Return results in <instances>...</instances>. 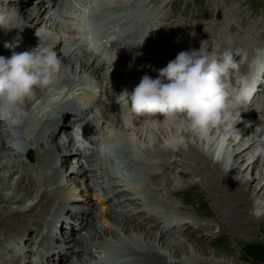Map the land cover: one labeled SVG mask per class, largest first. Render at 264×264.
<instances>
[{"label": "bare ground", "instance_id": "6f19581e", "mask_svg": "<svg viewBox=\"0 0 264 264\" xmlns=\"http://www.w3.org/2000/svg\"><path fill=\"white\" fill-rule=\"evenodd\" d=\"M110 1L117 5L121 0ZM153 1L157 2V0ZM32 2L33 0H25L20 4L19 13L25 24L23 28L32 25L33 21L45 27H52L54 15L50 8L46 7L49 3L42 0L37 9L30 8L29 11L26 10ZM223 6L225 15L232 19L224 17V19L218 21L210 20L208 17L198 19L191 16L187 30L171 34V37L166 39V45H162L159 37H167V31H171L180 25L176 19H172L171 15L166 16L164 21H168L171 25L156 34L153 39L154 48L148 52L147 47H143L138 52L143 56L149 54L157 59L164 55L165 48H172L177 43L196 49L201 47L203 50H206L208 46L210 47L209 50H212L214 44L220 45L219 48H214L211 54L220 52L221 48L234 50L237 46L247 48L249 45H264V35H258V31L264 29L262 23L248 21L238 5L235 6L226 2ZM59 14L61 15V13ZM234 20L240 26L238 30L234 26ZM14 32L19 33V29H15ZM2 33L3 31L0 32V55L10 56L9 49L4 46V42L10 41V39L5 36L6 33L2 37ZM23 33L25 32L21 34ZM137 35L135 33L134 36ZM229 37L231 42L228 40ZM2 50L6 53L2 54ZM55 50L65 62L62 64L59 74V77L69 87L62 85L65 95H75L71 91L77 90L80 83L84 82L83 76L89 75L97 81L98 76L94 73V69L100 75L99 79L102 78L104 81L107 79L108 74L104 71V68L107 65L109 56L84 49L82 52L84 56L82 57L81 55L78 56L77 49L71 48L67 51H61V45ZM75 57L76 60H74ZM80 58H82L81 63L79 62ZM174 58L175 56L171 59ZM151 64L153 63H147L146 67L157 76L156 68L149 67ZM119 69H113L111 73L117 74ZM128 75V71L122 70L119 77L124 79ZM114 81L115 79L107 80L106 87L110 92L108 103H106L108 105L102 107V111H97L102 112L104 120L108 122L109 130L105 131L108 134L110 132L117 136L129 132L126 142L128 147L147 148L146 150L154 148V152L145 150L146 152L142 156L139 153L137 159H126L124 154H127V151L125 150L116 149V152L121 153L120 156L124 159L125 164H128V167H135L139 172L145 174L141 176H148L155 181L154 185L161 192L155 191V200L162 204L161 206L164 207L165 211L169 212L170 215H177L180 220L173 226L174 233L167 232L166 225L161 226L157 223L148 229L136 224L129 226H127V223L115 224L113 226V238H111L114 242L113 247L119 252L117 255H122V253L131 255L133 258L129 264H213L217 252L208 251L204 243L213 242L224 231L237 230V232L244 233L243 230H247L253 224L260 225L264 222V217L256 219L249 212L252 207L253 193L264 195V159L257 162L253 158L257 146L264 144V118H258L249 112L243 117L236 114L233 120L220 122L211 127L205 136L201 137L184 127L179 118L175 121L165 120L162 122L150 119L138 120V117H131L128 115L127 109L120 106L122 99L118 95L121 92H115L119 87L117 83H113ZM260 87L264 88L263 83L260 84ZM124 90L122 89V91ZM65 95L60 96L57 100H52L51 92H45L44 89L37 88L34 96L25 102L24 107L27 115L21 121L22 131L24 132H21V134L18 132V135H21V139L25 138V140L30 141L28 143L30 145L26 146L25 150L30 147V149L41 151V156L35 161L37 170L42 168L40 170L41 179L38 185L32 181L24 188L25 193L31 199L36 195L37 200L30 206L23 208L26 194H20L17 184H12L10 179L6 180L0 174V251H5L3 245L7 239H13L14 243L18 240L25 243L28 241L26 235L33 234L39 227L41 229L44 222L49 225L51 222L49 223L46 215L50 211L54 212L56 219L66 216V211H70V215L74 218L75 215H78L76 224L82 228V224L79 225V220L82 222L87 220L86 216H82L81 210L77 208L78 211H74L75 204H72V202L76 203L78 199L72 197L74 189L71 190L69 186L80 184L83 178L82 176L78 177L77 173L80 171L75 168L74 150L63 145L64 140L62 139L65 138L62 137L64 133H72L78 121L77 117H82L78 111L75 112V109L79 108L76 107V104H78L76 95L73 98L75 103L72 104L69 103L70 98H65ZM31 100L33 101L31 102ZM29 101L30 104H28ZM86 113L82 114L85 116ZM4 127V123L0 122V172L1 170H9L24 156L21 152L24 148L19 150L18 147L17 150L15 147L19 143L20 146L24 145L25 142L22 141L15 144V147L12 146L5 137L4 132L6 133V129ZM234 133L236 134L230 137ZM6 134L12 137V134ZM228 137L231 138L230 141ZM173 138H179L182 143L175 149L166 147L165 141ZM129 152L132 154L131 151ZM153 158L158 159L157 163L153 162ZM225 159H229L231 162L230 170H226L224 167ZM10 162L12 165L9 164ZM145 166H148L149 169H145ZM23 168L24 173H26L24 164ZM256 170L258 174L260 173L259 179L254 176ZM98 174L100 175L101 171H98ZM177 175L183 176L184 185L202 184L206 197L214 210L213 217L211 216L212 219L204 222L198 221L199 218H205L209 215L194 210L184 198L181 204H184L185 208L189 207L190 211L195 213L196 216H188L184 219L187 214L175 213L172 207L173 201L166 198V191L176 194L180 190L181 186L178 187L176 184V181H179ZM174 177H177L176 180ZM256 179L257 182H254ZM44 182L49 189H42ZM8 190H14V192L5 195L4 192ZM184 197L186 198V195ZM13 204L17 205V208H13ZM50 215L48 214V216ZM95 215H97V212H95ZM97 219L102 222L104 216L103 218L92 217L90 226ZM107 230H104L105 235L110 234L106 232ZM152 230L157 231L151 233ZM72 232L74 233L73 228ZM183 233L187 236H181ZM167 234H174L175 236L167 238ZM130 236L133 237V240H130ZM47 238L49 236H45L44 240ZM87 239L88 236L81 239L79 251L84 250L83 245ZM98 240L102 242L103 235L100 234ZM29 241L33 243L32 238ZM42 245L43 242L40 246ZM108 245L112 247L110 244ZM52 250L55 251L53 248ZM48 251L50 250H41V254ZM9 252L13 256L18 255L13 248L9 249ZM209 252L213 255V258L207 259L200 256V254L205 256ZM19 259L20 257H17L13 264H16ZM229 263L228 261L224 262V264Z\"/></svg>", "mask_w": 264, "mask_h": 264}, {"label": "clouds", "instance_id": "9594fccd", "mask_svg": "<svg viewBox=\"0 0 264 264\" xmlns=\"http://www.w3.org/2000/svg\"><path fill=\"white\" fill-rule=\"evenodd\" d=\"M24 25L18 9H0V30L22 31ZM18 37L19 33L17 38L5 41L4 46L15 49L20 43ZM228 40L231 42L230 37ZM237 66L230 50L211 55L201 47L182 50L166 66L156 69V77L145 73L131 91H122L118 95L122 99L120 106L130 116L162 114L170 121L179 118L184 127L203 137L211 127L233 120L234 107L243 104L245 90H230L227 82ZM61 69L58 53L41 49L40 44L29 50L12 51L7 57L0 55V121L18 125L27 115L25 102L37 88L50 89ZM181 143L179 138H173L165 141V146L175 149ZM257 155H264V144L257 146L253 158ZM224 167L231 169L229 159H225ZM249 212L256 219L264 217V195L253 193Z\"/></svg>", "mask_w": 264, "mask_h": 264}, {"label": "rangeland", "instance_id": "374dc122", "mask_svg": "<svg viewBox=\"0 0 264 264\" xmlns=\"http://www.w3.org/2000/svg\"><path fill=\"white\" fill-rule=\"evenodd\" d=\"M237 1L244 2V0H237ZM261 1L264 3V0H261ZM247 9L249 10V12H246V13L247 14H252L254 16L255 10L251 6L247 7ZM26 10L29 11L30 7H27ZM256 20H258V19H256ZM1 31H3V30H0V32ZM4 34L5 33H2V37L4 36ZM94 73L96 74V76H98V77L100 76L97 72H95V69H94ZM69 103L70 104L75 103L73 101V98H70ZM17 128H18V131L20 133L24 132V131H22L23 130V125L21 124V122L17 125ZM4 134H5V137L7 138L8 137L7 134L5 132H4ZM235 134L236 133L231 134L230 137L234 136ZM230 137H228L229 141L231 140ZM25 141L30 143L29 140L28 141L25 140ZM20 142H22V141H20ZM18 147L20 148L19 150H22L23 148L25 149L26 143L24 145L22 144L21 146H20V143H19V145L16 146L15 148L17 149ZM24 149L21 151L24 154V156L22 158H20V160H18V162L14 166H12L9 170H1L0 174L6 180L10 179L12 184H17V189H18L19 193L25 195L26 193L24 191V188H26L29 185L30 182L34 181V182H36L37 185L39 184V181H40L39 180V176H40L39 173H40V170L42 168L40 167L41 169L37 170V168H36L37 166L34 163L41 156V154H40L41 151L33 149L34 150V156H33L34 162H32L33 160L30 161L28 159V157H26V155L28 153V150H25L26 151V154H25V152H23ZM255 159H256L257 162H261L264 159V155H257L255 157ZM19 162H20V164H19ZM9 164H11V162ZM9 164H7V165H9ZM23 164L26 167V173H24ZM259 174L257 173V170H256V172H254V176H257L258 179H259ZM177 177H178L177 180H179L180 182L176 181L177 182L176 184L178 185V187L181 186L180 190L177 191V192H180V194L178 195L177 192H176V195H178L179 197L174 199V197H173L174 195L170 196L171 199L175 201V205L178 206L176 208V212H178V214H181V213L182 214L183 213L187 214V216H184L185 217L184 219H186L188 216H196L195 213L190 211L189 207L185 208L184 204H181V202H182V200L184 198V199H186L189 202V204L192 206V208L194 210L196 209L197 212H199V213H204V214H208L209 215V216H207L205 218L202 217L204 219L199 218L198 221L204 222L205 220L212 219V217H213L212 215L214 214L213 213L214 210H213V207L211 206V203H210L209 199H207V197H206V192H205L202 184H200V183L192 184L191 183V185H184L185 184V182H184L185 180H184L183 176L177 175ZM185 177H187V176H185ZM18 178H19V180H18ZM176 178H175V180H176ZM254 182H257V179ZM74 185H79V184H74ZM74 185H72V186H74ZM184 188L187 189V190H185ZM42 189H44V190L45 189H49L48 185L45 182L43 184V188ZM13 192H14V190H8V191H5L4 194L5 195L8 194V193L12 194ZM184 194L186 195V198L184 197L185 196ZM25 196H26V200H28L27 201V203H28L31 199H29L30 197L28 196V194H26ZM191 198H193V199H191ZM26 200H25V202H26ZM189 200L192 201V202H190ZM33 201L35 202L36 200H33ZM38 202L41 204V202L39 200H38ZM74 204H75V202H74ZM26 206H28V204L27 205H22L23 208L26 207ZM12 207L13 208H17V205L13 204ZM77 208L79 210L83 211L81 205H79ZM66 213L70 214V211H66ZM71 217H73V216H71ZM101 218H103V216ZM105 230H107V229H105ZM156 231L157 230H152L151 233H154ZM106 232L110 233L108 236H111L113 238V233L110 230H107ZM243 232L244 233H240V232H237V230H235V231H233V230L224 231L223 233H221V235L218 238L214 239L213 242L204 243L206 245V248L208 249V251H210V252L216 251L217 252V256L215 257V259H214L215 262L213 264H220V263L224 264L225 261L230 262L229 264H260V263H257L256 261H254V260H252L250 258H247L245 256V254H244L243 248H244V246L246 244H253V243H262L263 244L264 243V222L261 223L260 225L255 223V224L252 225V227L251 226L248 227L247 230H243ZM174 236H175L174 234H167L166 235L167 238H170V237L173 238ZM181 236L186 237L187 234L183 233V234H181ZM130 240H133L132 236H130ZM210 252L207 253V255H205V256L201 255V254H200V256H202L204 258L206 257L207 259L213 258L212 257L213 255ZM0 261H1L0 264H3L1 258H0Z\"/></svg>", "mask_w": 264, "mask_h": 264}, {"label": "trees", "instance_id": "16d2710c", "mask_svg": "<svg viewBox=\"0 0 264 264\" xmlns=\"http://www.w3.org/2000/svg\"><path fill=\"white\" fill-rule=\"evenodd\" d=\"M243 250L247 258H250L257 263L264 264V243L246 244Z\"/></svg>", "mask_w": 264, "mask_h": 264}, {"label": "water", "instance_id": "95a60500", "mask_svg": "<svg viewBox=\"0 0 264 264\" xmlns=\"http://www.w3.org/2000/svg\"><path fill=\"white\" fill-rule=\"evenodd\" d=\"M30 157L33 158V154L32 153H30Z\"/></svg>", "mask_w": 264, "mask_h": 264}]
</instances>
